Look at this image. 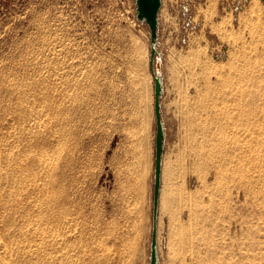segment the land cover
<instances>
[{"label": "rangeland", "instance_id": "1", "mask_svg": "<svg viewBox=\"0 0 264 264\" xmlns=\"http://www.w3.org/2000/svg\"><path fill=\"white\" fill-rule=\"evenodd\" d=\"M159 19L160 264H263L264 0ZM148 26L135 0H0V264H150Z\"/></svg>", "mask_w": 264, "mask_h": 264}, {"label": "water", "instance_id": "2", "mask_svg": "<svg viewBox=\"0 0 264 264\" xmlns=\"http://www.w3.org/2000/svg\"><path fill=\"white\" fill-rule=\"evenodd\" d=\"M163 0H136L137 17L145 20L150 28L151 39V69L154 77V108L156 115V142H155V166H154V194H153V228L151 237L150 264H159L158 257V214L162 185L163 153L165 148V130L162 110V96L164 93L163 80L153 67L154 56L157 52L155 43L159 38V14Z\"/></svg>", "mask_w": 264, "mask_h": 264}, {"label": "bare ground", "instance_id": "3", "mask_svg": "<svg viewBox=\"0 0 264 264\" xmlns=\"http://www.w3.org/2000/svg\"><path fill=\"white\" fill-rule=\"evenodd\" d=\"M136 1V0H135ZM238 8V7H237ZM186 10H189L188 8L187 9H185V11ZM141 22H146L145 20H141V19H139ZM147 23V22H146ZM148 24V23H147ZM149 27V26H148ZM148 31H149V34H150V28H148ZM151 39H150V61H151ZM155 46H156V49H157V52H156V54H155V56H154V63H153V67H154V70H155V72L158 74V75H160L161 76V78H162V80H163V72H164V56H163V52L160 50V42H159V38H158V40H157V42L155 43ZM263 48V47H262ZM261 48V49H262ZM261 49H260V51H261ZM263 55L262 56H264V53H262ZM261 55V54H260ZM261 58H264V57H261ZM259 60H261L260 58H259ZM264 60V59H263ZM258 62H260V61H258ZM257 63V62H256ZM262 60H261V65H262ZM255 65H257V64H255ZM259 65H260V63H259ZM260 65V66H261ZM264 66V65H263ZM261 68V67H260ZM263 69H264V67H262ZM261 68V69H262ZM150 69H151V64H150ZM262 72V71H261ZM151 74H152V77H153V73H152V69H151ZM153 81H154V77H153ZM264 84V83H263ZM262 84V85H263ZM254 85H258V84H254ZM260 86V85H259ZM262 87H264V86H262ZM164 88V87H163ZM264 89V88H263ZM263 89L261 88V89H259V90H262V91H259L258 89V91H259V93L260 92H263ZM258 93V92H257ZM258 93V94H259ZM250 104H248V106H249ZM240 107H242V106H240ZM246 108V107H245ZM249 108H250V106H249ZM240 109V108H239ZM242 109V108H241ZM244 109V108H243ZM247 109V108H246ZM251 109H252V105H251ZM247 110H249V109H247ZM247 110H245V111H247ZM244 111V112H245ZM251 111V110H250ZM253 111V110H252ZM238 112H240L241 114H242V110L241 111H238ZM248 113V112H247ZM251 113V115H252V112H250ZM250 113L248 114V116L250 115ZM240 117H244L243 116V114H242V116L240 115ZM245 117H246V113H245ZM247 118H249V117H247ZM246 118V119H247ZM251 118V120H253V118L252 117H250ZM250 118H249V120H250ZM163 121H164V119H163ZM252 122V121H251ZM164 130H165V135H167V130H166V125H165V121H164ZM225 139V138H224ZM228 140V139H227ZM227 140H224V141H227ZM231 170H233V171H235V170H237L236 168H234V167H229ZM228 178V177H227ZM226 178V179H227ZM229 179V178H228ZM228 179H227V181H228ZM240 179H241V177H240ZM224 180V179H223ZM240 181V180H239ZM240 182H242V181H240ZM244 182V181H243ZM251 182V181H250ZM224 183H226V182H224ZM161 194V193H160ZM159 204H160V202H159ZM158 216H159V214H158ZM153 219V218H152ZM152 228H153V221H152ZM248 237H250L251 238V236H248ZM158 238H159V232H158ZM249 238V239H250ZM248 239V240H249ZM248 242H250V241H248ZM250 244H251V242H250ZM248 245V244H247ZM150 249H151V245H150ZM247 250H249V249H247ZM244 250H242V252H243ZM151 252V251H150ZM241 252V251H240ZM247 251H245L242 255L243 256H245L246 255V257H247V254H245ZM251 252V251H250ZM245 254V255H244ZM250 255H252V252H251V254ZM158 257H159V264H160V256H159V252H158ZM246 257H243L244 259H248V258H246ZM248 263H250V262H248ZM264 264V263H263Z\"/></svg>", "mask_w": 264, "mask_h": 264}, {"label": "crops", "instance_id": "4", "mask_svg": "<svg viewBox=\"0 0 264 264\" xmlns=\"http://www.w3.org/2000/svg\"><path fill=\"white\" fill-rule=\"evenodd\" d=\"M164 69H165V64H164ZM163 87H164V74H163Z\"/></svg>", "mask_w": 264, "mask_h": 264}]
</instances>
